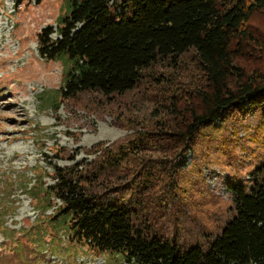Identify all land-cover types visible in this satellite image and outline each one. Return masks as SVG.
Instances as JSON below:
<instances>
[{
  "label": "trees",
  "instance_id": "16d2710c",
  "mask_svg": "<svg viewBox=\"0 0 264 264\" xmlns=\"http://www.w3.org/2000/svg\"><path fill=\"white\" fill-rule=\"evenodd\" d=\"M111 1L63 0L68 12L58 17L57 28L49 25L37 35L39 54L65 63L64 97L124 94L146 69L163 61L176 68L190 51L200 76L189 87L155 82L152 126L105 148L86 170L84 162L57 168L55 182L44 190L52 202L44 211L34 204L41 212L37 220L44 216L85 252L137 264H264V161L253 171L251 187L229 183L236 214L214 239L182 247L148 218L138 222L142 212L151 213V203L174 195V171L202 130L236 112L264 116V31L254 22L264 17V0ZM121 171L125 176L116 177L124 182L112 186ZM159 184H165L164 195L151 200ZM113 189L115 196L109 195Z\"/></svg>",
  "mask_w": 264,
  "mask_h": 264
},
{
  "label": "rangeland",
  "instance_id": "374dc122",
  "mask_svg": "<svg viewBox=\"0 0 264 264\" xmlns=\"http://www.w3.org/2000/svg\"><path fill=\"white\" fill-rule=\"evenodd\" d=\"M67 7L63 0H0V264H54L50 254L64 264H89L81 262L89 256L95 264H124L112 254L106 261L96 260L88 248L84 251L85 245L82 249L64 241L66 233L57 232L44 216L37 220V210H46L54 198L49 200L44 190L55 182L57 168L84 162L86 170L105 148H114L152 126L155 82L189 87L200 76L190 51L176 68L163 61L146 69L136 87L124 94L108 97L82 91L64 97L65 63L42 57L37 35L49 25L57 28L58 17L68 12ZM254 22L264 31L263 15ZM52 36L59 37L56 32ZM263 161L264 116L236 112L198 134L174 171V195L168 194L163 204L151 203V213L142 212L138 222L148 218L154 230L182 247L214 239L236 214L229 183L251 187L252 173ZM122 172L115 173L112 186L124 182L125 177H116L125 176ZM161 186L165 184L151 191V200L164 195ZM26 187L33 189L29 192ZM116 190L109 195L115 196ZM124 194L123 190L117 196Z\"/></svg>",
  "mask_w": 264,
  "mask_h": 264
},
{
  "label": "built area",
  "instance_id": "2783aa9c",
  "mask_svg": "<svg viewBox=\"0 0 264 264\" xmlns=\"http://www.w3.org/2000/svg\"><path fill=\"white\" fill-rule=\"evenodd\" d=\"M57 201H58V204L61 203L60 200H57ZM55 207H56V206H55ZM55 207L51 208V209H50L51 212H49V213H53ZM33 208H34V207H33ZM34 209H35V208H34ZM35 210H36V209H35ZM37 211H38V210H37ZM29 212L32 213V214L35 213L34 210H29ZM38 216H39V211H38ZM38 216H37V217H38ZM23 217H29V216H28V215H27V216H26V215H23L22 218H23ZM37 217H36V218H32V219L35 220V219H37ZM10 222H11L10 224H13V223H14V219H11ZM18 223L21 224V219L18 220ZM15 228H19V227H15ZM62 238H63L64 241H68V240L70 239V236H69L68 234H63V235H62ZM48 258L51 259V262L54 263V264H64V261H63L60 257H58L57 255L55 256V255H51V254H50V255H48ZM92 259H93V258L85 257V258H82V259H81V262L87 261V262H89V264H95L96 261H93ZM97 259H103V257H96V260H97ZM125 261H126V260H125ZM131 262H132V261H131ZM133 262H135V261H133ZM96 264H99V262L96 263ZM124 264H130V262H129V261H126ZM134 264H137V263L135 262Z\"/></svg>",
  "mask_w": 264,
  "mask_h": 264
},
{
  "label": "clouds",
  "instance_id": "9594fccd",
  "mask_svg": "<svg viewBox=\"0 0 264 264\" xmlns=\"http://www.w3.org/2000/svg\"><path fill=\"white\" fill-rule=\"evenodd\" d=\"M30 198V197H29ZM39 211V210H38ZM39 215H40V212H39ZM10 228V227H9ZM70 236V235H69ZM89 257H92V256H89ZM97 257H103V258H105L104 256H97ZM94 258H96V257H94ZM105 261H106V258H105Z\"/></svg>",
  "mask_w": 264,
  "mask_h": 264
}]
</instances>
